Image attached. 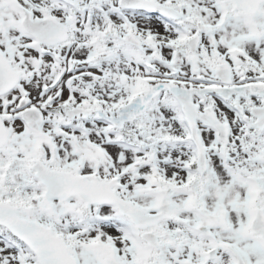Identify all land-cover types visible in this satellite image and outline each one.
Here are the masks:
<instances>
[{"label": "snow or ice", "instance_id": "6c2138e0", "mask_svg": "<svg viewBox=\"0 0 264 264\" xmlns=\"http://www.w3.org/2000/svg\"><path fill=\"white\" fill-rule=\"evenodd\" d=\"M0 264H264V0H0Z\"/></svg>", "mask_w": 264, "mask_h": 264}]
</instances>
